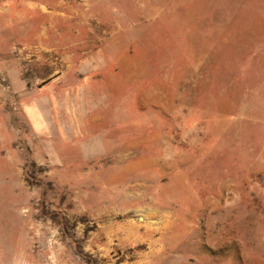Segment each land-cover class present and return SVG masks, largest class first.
Segmentation results:
<instances>
[{
  "label": "rangeland",
  "instance_id": "374dc122",
  "mask_svg": "<svg viewBox=\"0 0 264 264\" xmlns=\"http://www.w3.org/2000/svg\"><path fill=\"white\" fill-rule=\"evenodd\" d=\"M0 264H264V0H0Z\"/></svg>",
  "mask_w": 264,
  "mask_h": 264
}]
</instances>
